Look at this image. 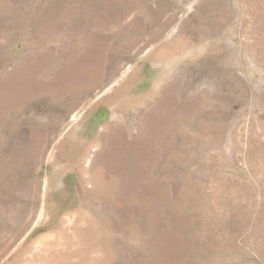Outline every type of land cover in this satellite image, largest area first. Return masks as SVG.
Here are the masks:
<instances>
[{"label":"rangeland","instance_id":"rangeland-1","mask_svg":"<svg viewBox=\"0 0 264 264\" xmlns=\"http://www.w3.org/2000/svg\"><path fill=\"white\" fill-rule=\"evenodd\" d=\"M0 264H264V0H0Z\"/></svg>","mask_w":264,"mask_h":264}]
</instances>
